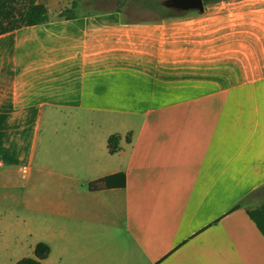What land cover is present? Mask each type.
I'll return each instance as SVG.
<instances>
[{
  "label": "crops",
  "instance_id": "obj_1",
  "mask_svg": "<svg viewBox=\"0 0 264 264\" xmlns=\"http://www.w3.org/2000/svg\"><path fill=\"white\" fill-rule=\"evenodd\" d=\"M37 1L47 22L0 34V174L54 168L2 191L21 238L0 264L39 241L42 264H264V0L142 20Z\"/></svg>",
  "mask_w": 264,
  "mask_h": 264
},
{
  "label": "trees",
  "instance_id": "obj_2",
  "mask_svg": "<svg viewBox=\"0 0 264 264\" xmlns=\"http://www.w3.org/2000/svg\"><path fill=\"white\" fill-rule=\"evenodd\" d=\"M221 0H203L204 4L214 3ZM160 8H165L162 3H156ZM76 6V1L73 0L71 7L63 9L59 15L66 18H72V8ZM157 6V7H158ZM155 7V6H154ZM179 13L165 14L177 15ZM49 20L47 7L37 0H0V34L20 28L22 26L35 25L47 22ZM119 136L112 134L109 136L107 144L109 152L113 153L119 148ZM115 179V181L113 180ZM106 187H123L125 185V176L123 173L99 178L90 183L89 188L93 189L99 185ZM34 256H25L18 259L15 264H42L50 252V247L47 243L39 241L34 246Z\"/></svg>",
  "mask_w": 264,
  "mask_h": 264
},
{
  "label": "rangeland",
  "instance_id": "obj_3",
  "mask_svg": "<svg viewBox=\"0 0 264 264\" xmlns=\"http://www.w3.org/2000/svg\"><path fill=\"white\" fill-rule=\"evenodd\" d=\"M84 1V0H83ZM97 8H118L123 10V15L126 20H142L157 18L164 14L180 13L173 9L167 8V10L160 8L156 3H162L163 0H95ZM96 6L88 7V5H81L79 11L91 12L96 10ZM155 6V7H154ZM158 6V7H157ZM88 7V8H87ZM166 8V7H165ZM38 163V162H37ZM33 162L32 165L21 166L20 169L12 177L11 183L9 184L5 179L2 178L0 174V197L2 191L9 190L15 196H20L22 193L28 190V185L26 184L25 176L30 177L33 181L34 178H40L42 180L46 179L48 176L49 169L54 168L48 164L44 166L38 165ZM1 171V167H0ZM25 183V186L23 185ZM12 211H17V208L12 206ZM1 209V205H0ZM15 217V215H14ZM20 233L18 229L14 226L8 227V229L0 230V251L8 252L19 243ZM26 244V242H25Z\"/></svg>",
  "mask_w": 264,
  "mask_h": 264
},
{
  "label": "water",
  "instance_id": "obj_4",
  "mask_svg": "<svg viewBox=\"0 0 264 264\" xmlns=\"http://www.w3.org/2000/svg\"><path fill=\"white\" fill-rule=\"evenodd\" d=\"M162 5L166 8L180 12L199 11L204 9L203 0H163Z\"/></svg>",
  "mask_w": 264,
  "mask_h": 264
}]
</instances>
